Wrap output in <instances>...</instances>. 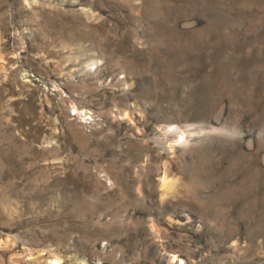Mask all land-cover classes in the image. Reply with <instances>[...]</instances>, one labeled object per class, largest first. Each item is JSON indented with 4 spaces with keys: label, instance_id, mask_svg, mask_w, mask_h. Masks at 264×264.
<instances>
[{
    "label": "rangeland",
    "instance_id": "374dc122",
    "mask_svg": "<svg viewBox=\"0 0 264 264\" xmlns=\"http://www.w3.org/2000/svg\"><path fill=\"white\" fill-rule=\"evenodd\" d=\"M0 264H264V0H0Z\"/></svg>",
    "mask_w": 264,
    "mask_h": 264
}]
</instances>
